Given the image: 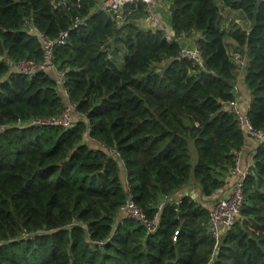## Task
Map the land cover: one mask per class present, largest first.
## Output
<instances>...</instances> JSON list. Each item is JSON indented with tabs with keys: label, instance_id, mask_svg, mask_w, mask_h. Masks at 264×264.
<instances>
[{
	"label": "trees",
	"instance_id": "obj_1",
	"mask_svg": "<svg viewBox=\"0 0 264 264\" xmlns=\"http://www.w3.org/2000/svg\"><path fill=\"white\" fill-rule=\"evenodd\" d=\"M61 1L0 0V264H264V141L243 180L245 205L219 238L190 195L177 210L166 205L154 231L120 212L125 177L149 219L186 184L205 199L225 184L245 140L225 107L237 98L225 36L246 58V114L264 131V0H156L169 5L170 40L142 22L143 3L117 26L91 12L96 0ZM223 6L247 25L225 30ZM26 20L50 38L68 31L53 62L76 105L71 127L17 126L57 115L66 103L54 73L10 67L42 57ZM191 32L202 66L179 54L178 37Z\"/></svg>",
	"mask_w": 264,
	"mask_h": 264
},
{
	"label": "built area",
	"instance_id": "obj_2",
	"mask_svg": "<svg viewBox=\"0 0 264 264\" xmlns=\"http://www.w3.org/2000/svg\"><path fill=\"white\" fill-rule=\"evenodd\" d=\"M155 0H101L100 11L107 14L110 19H112L117 26H121L125 21L130 12L139 4L143 3L146 5V12L143 15L142 22L163 31H166L165 25L159 16L151 8V4ZM77 23H81L80 20L76 19ZM26 30L30 34L37 36L39 41V46L42 50V57L39 61L33 59L23 58L16 62L10 64L13 70L32 75L40 71H49L54 73L59 84H61V93L65 97V105L62 110L54 116L49 117H36L30 119L27 123H17V126H42V125H60L63 127H71L74 124L73 112L75 109V104L67 100V92L65 88L62 87L63 74L62 71L53 62L54 49L58 45H62L66 42L68 38V31H61L56 37L50 38L44 33L40 32L31 22L26 20L24 22ZM166 39L170 40L171 36L166 31ZM182 39V37H178ZM180 56L186 57L194 65L202 66V59L199 54V47L195 44L193 47H181ZM237 91V86L234 85L233 88ZM225 107L231 110L235 114L237 125L239 129L243 132L244 136L251 137L255 141V145L258 146L264 141V131L255 129L246 114L238 104L237 98L229 101L225 104ZM100 145V144H99ZM105 149L109 155L119 157V153L114 149H109L103 145H100ZM242 148V147H241ZM234 150L231 162L227 165V171L234 177V180L227 193H220L215 199H213L210 207L208 208V231L209 233L219 238L222 233L235 221V219L240 215L242 208L245 205V193L243 187L244 177L250 172L251 165L248 168L240 169L239 162L242 156V150ZM120 161L122 159L120 158ZM124 185L126 191V199L121 206V219L122 218H132L138 221L140 224L144 225L148 231H154L157 227L158 217L160 211L168 204L174 206L177 210V205L180 201L179 196L174 194L171 196L163 197L156 205L157 211L152 219H149L145 213L136 205L134 202L131 192L129 190V184L127 178H124ZM119 220V222L121 221ZM78 224V221L74 219L69 226ZM23 237H31L32 235L28 232H23ZM102 245V242L97 243Z\"/></svg>",
	"mask_w": 264,
	"mask_h": 264
},
{
	"label": "crops",
	"instance_id": "obj_3",
	"mask_svg": "<svg viewBox=\"0 0 264 264\" xmlns=\"http://www.w3.org/2000/svg\"><path fill=\"white\" fill-rule=\"evenodd\" d=\"M100 2L101 0H96L95 5L92 7L91 12H96V11H100ZM64 1L58 0L56 5H63ZM151 8L154 10V12L158 15L161 13H165L167 15H169V5L167 2L165 1H154L151 4ZM222 10L224 12H232L234 11L233 9H230L226 6L222 7ZM238 12V11H236ZM160 20H162L163 24L165 25V29L168 32V26L166 25V20H167V16L166 17H161L160 15H158ZM221 24L223 26V22H228L230 19L227 16H223L222 15V11H221ZM169 35L171 36V34L169 33ZM195 38H196V33L195 32H191L190 35L188 36H184L181 39V44L182 47H193L196 42H195ZM228 38V43L234 48V51L232 53V57L230 56L231 60L235 63V71H236V86H237V100H238V104L239 107L243 110L246 111L248 108V104H249V99H250V95L248 90L246 89L245 84L243 83V72H244V65H245V61L246 58L242 59V62L240 63V65H237V62H239V58H240V54L237 52V50L235 49L236 45L233 41L230 40L229 37ZM227 42V41H226ZM236 52V53H235ZM229 53V52H228ZM230 55V54H229ZM256 145H255V141L253 138L251 137H245L244 143L242 145V156L239 162V167L240 169H245L248 168L252 163H253V154L255 151ZM234 180V177L227 171L225 173V184L217 189L215 191V193L213 194V198L212 199H205L201 196L199 189L197 187H195V185H190V184H186L184 185L181 189H179L178 192H176L174 195L177 196H183V195H190L192 198H194V200L202 203V205L208 210V208L210 207L213 199H215L220 193H227L232 182Z\"/></svg>",
	"mask_w": 264,
	"mask_h": 264
},
{
	"label": "rangeland",
	"instance_id": "obj_4",
	"mask_svg": "<svg viewBox=\"0 0 264 264\" xmlns=\"http://www.w3.org/2000/svg\"><path fill=\"white\" fill-rule=\"evenodd\" d=\"M52 1V3L54 4V5H56L57 4V1L56 0H51ZM158 15H160L161 17H166L167 16V14H163V13H161V14H158ZM222 15L223 16H227L230 20L228 21V22H223L222 21V23H223V27H224V29L225 30H229V29H231V27L232 26H237V27H243V26H245V25H247V22L242 18V16L240 15V13L239 12H236V11H232V12H229V13H227V12H224L223 10H222ZM166 23H167V20H166ZM236 24V25H235ZM222 25V24H221ZM225 40L227 41V42H225V44H226V48H227V51L229 52V54H230V56L232 57V53H233V51H234V48L228 43V38H227V36H225ZM236 50H237V52L241 55L240 56V58H239V62H237V65H240V63L242 62V59H243V54H242V52L240 51V49L239 48H235ZM236 53V52H235ZM121 60H122V57L119 55L118 57H117V59H116V61H117V63L120 65V63H121ZM73 118L75 119V115L73 116Z\"/></svg>",
	"mask_w": 264,
	"mask_h": 264
}]
</instances>
